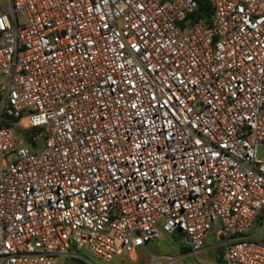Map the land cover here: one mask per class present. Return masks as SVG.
<instances>
[{
  "label": "built area",
  "instance_id": "2783aa9c",
  "mask_svg": "<svg viewBox=\"0 0 264 264\" xmlns=\"http://www.w3.org/2000/svg\"><path fill=\"white\" fill-rule=\"evenodd\" d=\"M213 225L264 264V0H0V264Z\"/></svg>",
  "mask_w": 264,
  "mask_h": 264
},
{
  "label": "rangeland",
  "instance_id": "374dc122",
  "mask_svg": "<svg viewBox=\"0 0 264 264\" xmlns=\"http://www.w3.org/2000/svg\"><path fill=\"white\" fill-rule=\"evenodd\" d=\"M43 142L37 141L36 146L39 149ZM28 149L29 146L25 145ZM215 225L212 226L209 238L205 242V248L196 257L181 251V244L178 235H162L146 245V252H141L138 262H131L126 257H116L110 264H217L220 255L219 249L214 244ZM144 253V254H143ZM153 258L148 260L147 257ZM58 264H102L87 256L84 252L71 253L70 256L61 258Z\"/></svg>",
  "mask_w": 264,
  "mask_h": 264
},
{
  "label": "trees",
  "instance_id": "16d2710c",
  "mask_svg": "<svg viewBox=\"0 0 264 264\" xmlns=\"http://www.w3.org/2000/svg\"><path fill=\"white\" fill-rule=\"evenodd\" d=\"M206 11H207V10H206ZM4 124H5L6 126H10L9 124H6V123H4ZM17 135L23 139V142H24L25 145H27V146H29V147H32V145H33V146L36 145L35 142H32V141H31V138H32V136H33V131H32V130L25 131L24 133H20V132H18ZM181 251H182L183 253H188V251H187L186 249H183V248H181ZM219 258H220V255H219L218 259H217V262H219Z\"/></svg>",
  "mask_w": 264,
  "mask_h": 264
},
{
  "label": "crops",
  "instance_id": "0c3cea01",
  "mask_svg": "<svg viewBox=\"0 0 264 264\" xmlns=\"http://www.w3.org/2000/svg\"><path fill=\"white\" fill-rule=\"evenodd\" d=\"M214 244H216V242H215V240H214ZM147 250H146V248H142V249H139L138 251H137V254H136V260L135 261H131V262H138V260H139V257L140 256H145L146 257V255H140V254H142L141 252H146ZM144 254V253H143ZM148 258V260H150L151 261V259L153 258L152 256H149V257H147Z\"/></svg>",
  "mask_w": 264,
  "mask_h": 264
}]
</instances>
